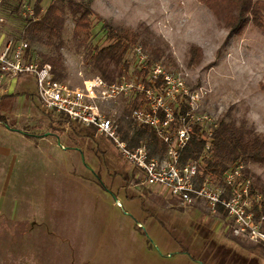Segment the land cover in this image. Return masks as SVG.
<instances>
[{
    "label": "rangeland",
    "instance_id": "1",
    "mask_svg": "<svg viewBox=\"0 0 264 264\" xmlns=\"http://www.w3.org/2000/svg\"><path fill=\"white\" fill-rule=\"evenodd\" d=\"M49 1L43 0V9ZM33 4L34 0H23L21 8ZM15 5L7 0L0 8L2 40L20 36L23 28L13 13ZM92 9L112 26L137 29L144 24L174 60L169 71L180 74L189 90L205 92L203 113L216 123L224 116L238 123L246 121L264 136L262 31L250 23L240 34L229 35L197 0H93ZM94 25L89 46L103 47L107 44L103 23L94 20ZM73 26L67 14L62 50L65 82L75 88L95 75L88 65L89 47L77 46ZM191 46L202 52L195 66L187 62ZM126 59L130 73L136 59L132 52ZM129 101L122 98L102 109L114 120ZM0 115L5 119L0 122L1 261L36 260L32 238L12 233L34 224L50 233L48 240L54 244L40 248L45 260L52 251L61 250L65 237L45 226L50 215L59 213L66 221L75 214L99 218L100 226L81 240L85 249L78 250L75 238H67L77 249L73 261L82 264H202L181 253L172 227L190 237L200 251L213 242L219 250L232 252L234 259L229 264H242L243 256L264 264V251L259 247L263 244L237 239L226 220L212 214L205 204L183 205L156 186L141 185L109 140L94 131L88 138L81 127L42 114L31 76L1 80ZM247 168L264 181V166L250 164Z\"/></svg>",
    "mask_w": 264,
    "mask_h": 264
},
{
    "label": "built area",
    "instance_id": "2",
    "mask_svg": "<svg viewBox=\"0 0 264 264\" xmlns=\"http://www.w3.org/2000/svg\"><path fill=\"white\" fill-rule=\"evenodd\" d=\"M20 14L32 18L33 9L22 8ZM131 52L136 63L130 73L126 72L114 83L94 76L85 80L81 87L74 88L65 81L55 80L51 67L41 65L26 42L0 39V82L31 76L42 114L62 118L68 125L103 136L139 172L141 185L156 186L183 205L201 202L212 214H217L221 208L237 239L264 245L263 217L255 219L253 211L261 197L251 193V179L245 176L242 162L230 166L219 180L207 176L201 183L197 181L201 162L180 165L181 152L189 142L193 128L199 127L207 156L212 133L217 127L215 120L201 111L203 89L191 91L180 74L166 71L159 62L148 64L141 46H134ZM137 96H140V109L134 110L130 118L137 126L149 127L155 132L167 149L163 158H149L143 144L128 149L116 122L102 109L122 98L134 100ZM183 107L186 110L182 113Z\"/></svg>",
    "mask_w": 264,
    "mask_h": 264
},
{
    "label": "trees",
    "instance_id": "3",
    "mask_svg": "<svg viewBox=\"0 0 264 264\" xmlns=\"http://www.w3.org/2000/svg\"><path fill=\"white\" fill-rule=\"evenodd\" d=\"M16 2L13 13L22 20L23 28L20 36L13 37L14 41L27 43L33 57L41 64H48L55 80L63 82L67 78L62 50L65 46L63 31L67 14L73 18V39L78 47H89L88 65L95 76L107 83H114L123 76L129 67L126 59L129 52L136 45L141 46L147 55L148 64L162 63L166 71L175 62L160 43L154 40L152 34L144 24L137 29L125 26H112L92 9L93 0H50L45 9L43 0H34L32 6L33 17H23L21 6L23 0ZM208 9L221 23L229 35L240 34L248 24H252L264 33V1L263 0H197ZM7 0H0V8ZM94 20L103 23L107 44L103 47H91ZM202 58L200 48L191 46L188 50V65H197ZM140 96L129 101V106L117 116L114 121L122 140L126 141L128 149L145 145L149 158H163L166 146L160 141L155 132L149 127H139L131 120L134 110L140 109ZM185 108H181L182 113ZM0 122H5L0 115ZM199 127L193 128V134L181 152L180 165L187 162H201L198 183L209 176L220 179L222 174L237 162L245 166L244 174L251 179V193L258 194L261 200L254 205V217H263L261 230L264 233V181L260 176L252 173L247 166L256 164L264 166V136L257 133L253 126L246 121L239 123L233 119L222 117L212 133V141L207 156L204 152L205 142L199 135ZM92 131L86 130L85 136L92 137ZM217 216L226 218V212L218 208ZM172 237L178 243L181 253L188 254L192 259L202 264H229L233 261L230 251H222L213 242L208 243L203 251L192 245L191 238L176 227L170 229ZM264 251V245H259ZM242 264H257L254 259L243 256Z\"/></svg>",
    "mask_w": 264,
    "mask_h": 264
},
{
    "label": "crops",
    "instance_id": "4",
    "mask_svg": "<svg viewBox=\"0 0 264 264\" xmlns=\"http://www.w3.org/2000/svg\"><path fill=\"white\" fill-rule=\"evenodd\" d=\"M134 174H136L135 178L141 181V175L136 169H134ZM81 221L82 223H80ZM98 221L99 218H97V215L95 214H91V215L85 214L81 216L79 214H77L76 216L75 214L74 216H72V218H68L67 221L65 217L62 219V215L59 213H55L53 216L50 215L48 217V224H47L48 227L44 223L46 228H48L50 232L55 231L58 235L64 236L65 240L60 241V245L62 246L59 247V249L61 248V250L52 251V253L48 255L47 260L44 259V254L43 252H40V248L41 247L44 248L47 245L50 246L53 244L52 240H48V236L50 235V233L49 234L44 233V230L38 224L29 226L28 228L24 229L25 231L23 230V231L13 232L12 230V233H18L19 235L29 236L30 238H32L31 246L36 250L34 251V253L37 255V258L32 262H26V261L23 262L18 259L10 260V261L3 259L2 261L0 260V264H82V262L77 261V259L76 262L73 261L72 256L73 257L77 256L76 253L78 248H81L82 250L85 249V244L82 243L81 240L83 237L85 238L88 234L90 233L93 234L95 232L96 226L97 227L100 226V223ZM71 237L75 238V246H77V249L76 247H74V244H70L69 242L70 240L67 239ZM67 242L70 244V247L66 244ZM157 264H163V263L158 262ZM173 264H177V263H173Z\"/></svg>",
    "mask_w": 264,
    "mask_h": 264
}]
</instances>
